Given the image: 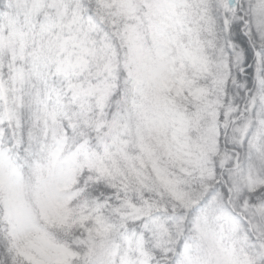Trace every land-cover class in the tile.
<instances>
[{
    "label": "snow or ice",
    "instance_id": "6c2138e0",
    "mask_svg": "<svg viewBox=\"0 0 264 264\" xmlns=\"http://www.w3.org/2000/svg\"><path fill=\"white\" fill-rule=\"evenodd\" d=\"M0 264H264V0H0Z\"/></svg>",
    "mask_w": 264,
    "mask_h": 264
}]
</instances>
